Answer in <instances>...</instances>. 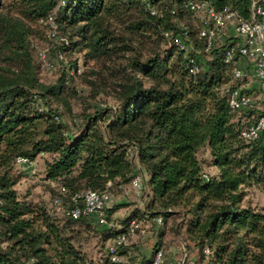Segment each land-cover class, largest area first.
Listing matches in <instances>:
<instances>
[{
    "label": "trees",
    "instance_id": "trees-1",
    "mask_svg": "<svg viewBox=\"0 0 264 264\" xmlns=\"http://www.w3.org/2000/svg\"><path fill=\"white\" fill-rule=\"evenodd\" d=\"M189 1L0 0V264H114L107 245L128 232L132 219L156 228L151 254L132 263L149 262L162 249L173 215L183 217L188 239L207 264H264V207L244 204L246 188L264 191V131L248 142L240 136L263 114L244 125L249 108L229 106L243 77L232 75L242 60L241 40L228 32L208 47ZM204 1L251 16V0ZM49 17L55 39L47 36ZM40 21L54 59H64L51 83L38 77L29 44L32 24ZM230 48L235 56L225 62ZM65 55L75 58L66 61ZM79 57L84 67L91 63L88 72ZM77 76L86 80L91 98L111 95L114 104L95 102L74 113L70 84ZM200 150L215 174L204 171ZM19 156L43 160L50 201L59 197L67 208L83 207L77 194H109L140 170L147 202L118 226L56 213L29 191L18 193L25 175L15 165ZM113 209H105L107 220ZM90 238L97 256L84 247ZM121 248L118 253L126 254Z\"/></svg>",
    "mask_w": 264,
    "mask_h": 264
},
{
    "label": "rangeland",
    "instance_id": "rangeland-1",
    "mask_svg": "<svg viewBox=\"0 0 264 264\" xmlns=\"http://www.w3.org/2000/svg\"><path fill=\"white\" fill-rule=\"evenodd\" d=\"M197 23H199L196 20ZM40 21L39 23L32 24V27L35 30V33L30 36L29 44L33 53V58L37 65V75L40 80L44 83L54 82L59 75L58 65L55 62L54 67H48L50 61H54L55 54L51 50L52 40L47 38L46 32L47 28ZM232 24L228 26L229 36H233L237 39L231 28ZM234 39V40H235ZM44 50L47 58H42L39 55V51ZM66 61L74 59L75 55L69 56L65 55ZM78 62L84 67V63L81 57H79ZM50 64V63H49ZM91 63L88 67H84L86 72L89 71ZM238 66L244 71L243 77L238 81V87L248 94L254 102L253 107L249 108L250 116H245L243 118L244 125L254 118L264 115V87L260 86L258 81L254 78L250 64L247 60L242 59L238 62ZM231 73V72H230ZM71 87L76 89V93L71 98V104L73 112L79 114L84 109H89V106L95 102H104L108 106L114 104V99L111 95L105 96L104 94L97 96L95 99L90 96V88L86 80L82 77L77 76L71 81ZM243 114V111H239ZM199 157L204 160V171L207 174H215L216 168L208 165V153L206 150H200ZM36 169L34 172L29 173L17 168V171L20 173L24 172L23 178L16 185L18 193L30 192L31 197L34 201L43 202L46 204L48 209L53 210V203L50 201L51 194L49 188L45 186V183L41 180L42 169H43V160L38 158ZM142 182L146 183V177L142 170L138 172ZM247 195L244 199V204H250V206L256 209H262L264 207V191L261 188L249 187L245 189ZM109 199L106 202V208H115L112 210V213L109 217L108 222L111 225L118 226L119 222L126 218L132 210L135 208H142L147 202L148 197V188L146 184L144 189L139 195L135 194L130 190V185H123L121 188H116L109 190ZM177 209H175L176 211ZM53 212V211H52ZM57 217L60 218V215L57 214ZM185 222L183 217L179 215H173L168 219V223L165 228V234L162 237L161 245L163 252L166 255H169L167 249L172 246V259L181 260L184 258V254L187 262L188 257L193 261L196 260V264H207V258H200L197 255V251L191 240L188 239L187 234L185 233ZM157 234L155 226H148L143 228V231L138 230L134 235L130 236L126 245H124L120 251L126 254H120L128 258L131 262L142 261L151 254V251L157 244ZM84 247L87 251L91 252L93 256H97L98 247L96 245V239L90 238L88 241L84 242Z\"/></svg>",
    "mask_w": 264,
    "mask_h": 264
},
{
    "label": "built area",
    "instance_id": "built-area-1",
    "mask_svg": "<svg viewBox=\"0 0 264 264\" xmlns=\"http://www.w3.org/2000/svg\"><path fill=\"white\" fill-rule=\"evenodd\" d=\"M187 7L196 13L200 20H202L203 27L200 30V35L206 39L208 47L214 41L224 38L228 33L229 24H232L231 28L234 35L241 40L237 49L238 56L249 62L254 78L258 81L260 86L264 87V7L260 5L257 0H251V16L249 19L239 17L235 10L228 7L216 9L210 5L209 2L204 0L189 1ZM51 21L52 18L49 17L48 22H50L51 25L47 32V36L55 39L56 26ZM39 55L42 58H47L44 50H40ZM234 56V49H228L225 53V62L232 61ZM63 61V56L59 54L54 61H50V64L48 63L47 65L51 68ZM191 71L193 73L197 72L198 67L193 65ZM232 75L234 78H241L244 75V71L236 65L232 69ZM228 102L229 106L234 110L251 108L254 105L253 99L248 94L242 93L239 88L231 92ZM263 131L264 115L243 127L240 131V136L243 140L248 142L256 139ZM15 165L25 172L32 173L35 171L37 164L33 159L19 156L15 160ZM203 176L205 177L206 174H203ZM145 184L146 183L142 182L140 175L137 173L129 183L130 190L139 195L144 189ZM76 197H81L83 199V207L76 205L72 208H67L62 205L61 199L56 197L52 202L54 211L74 218L82 214L90 215L94 216L99 224H110L105 214L106 202L109 199V194H100L95 190L89 189L81 194H77ZM154 221L160 224L161 218L156 217ZM148 226L146 222L132 219L128 225V232L117 236L108 243V254L114 264H196L189 257L187 262L185 258L187 253L184 254L183 259L176 260L166 255L162 249L157 250L149 262L142 263H132L128 258L118 253V249L127 244L130 236L134 235L138 230L143 231V228H147ZM204 253L208 254L209 249L205 248Z\"/></svg>",
    "mask_w": 264,
    "mask_h": 264
},
{
    "label": "crops",
    "instance_id": "crops-1",
    "mask_svg": "<svg viewBox=\"0 0 264 264\" xmlns=\"http://www.w3.org/2000/svg\"><path fill=\"white\" fill-rule=\"evenodd\" d=\"M167 252L169 253L168 256L172 257V246L167 249Z\"/></svg>",
    "mask_w": 264,
    "mask_h": 264
}]
</instances>
